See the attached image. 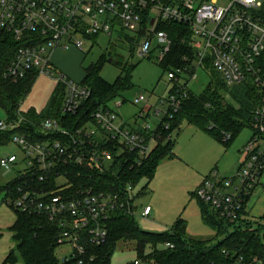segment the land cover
Listing matches in <instances>:
<instances>
[{
	"label": "built area",
	"instance_id": "built-area-1",
	"mask_svg": "<svg viewBox=\"0 0 264 264\" xmlns=\"http://www.w3.org/2000/svg\"><path fill=\"white\" fill-rule=\"evenodd\" d=\"M264 0H0V29L11 32L21 44L4 72L12 81L35 71L55 78L64 86L59 117H45L40 124L21 111L15 118L0 119L1 131H13L9 143H16L22 156L5 153L0 166L14 176L7 183L6 203L20 212L43 217L60 230L58 247L68 246L58 259L63 264H94L92 248L107 240L108 220L124 207L131 213L132 191H98L95 186L83 187L71 179L76 167L110 168L114 156L110 149L100 148V141H115L121 146L118 154L128 150L138 154V163L147 158L160 143L173 139L172 120L188 97L189 78L198 68H212L220 73L225 84L242 83L255 86L260 101L252 113V135L242 150V162L232 176H223L217 169L209 173L197 189L199 198L219 216L237 222L247 208V197L260 184L264 173V20L259 9ZM182 22L191 31L194 48L191 66L168 69L172 82L165 116L153 125L146 118L151 106L143 108L134 122L128 123L115 110L124 100H113L101 107L84 124L70 128L69 115L77 114L91 96V88L60 70L54 61L58 50H84L87 41L94 43L100 34L122 37L148 56L155 44L161 50V61L171 46L162 22ZM132 32V34L126 32ZM182 76L186 79L181 81ZM148 99L140 94L135 103ZM162 110L157 109L160 116ZM34 127L33 133L20 128ZM39 135L41 138H37ZM231 138L224 133L223 140ZM111 159L108 164L107 160ZM73 168V169H72ZM147 205L143 216L150 215ZM167 247L174 244L167 242ZM264 252V249H263ZM232 258L233 255L223 250ZM264 264L263 255L247 261L239 255L232 264ZM128 264H150L136 258Z\"/></svg>",
	"mask_w": 264,
	"mask_h": 264
},
{
	"label": "trees",
	"instance_id": "trees-1",
	"mask_svg": "<svg viewBox=\"0 0 264 264\" xmlns=\"http://www.w3.org/2000/svg\"><path fill=\"white\" fill-rule=\"evenodd\" d=\"M259 15L264 20V2L259 9ZM160 27L168 32L171 39L170 49L160 64L165 70L177 66L190 67L195 55L190 43V27L175 21L162 22ZM20 44L11 32L0 29V107L8 118H15L18 111H21V102L27 97L38 77V72L35 71L16 82L4 77V72ZM107 59L106 55L102 54L98 62L86 69L83 83L91 88V96L83 102L77 114L64 118L70 128L81 126L92 118L95 111L108 106L123 91L133 86V66L123 67L113 83L102 78L100 71ZM208 74L211 80L202 93L196 94L189 89L181 110L171 122L172 129L179 127L183 120H188L203 127L225 146H230L244 128H251L252 113L259 104L260 93L249 83L232 87L226 85L221 75L212 68L208 69ZM63 98L64 86L57 83L46 108L40 111L32 109L21 112L38 125L45 117L61 115ZM20 131L33 133L34 127L27 129L25 125ZM225 132L231 133V138L227 141L223 140ZM12 134L13 131L0 130V146L9 144ZM35 136L41 138L39 135ZM98 145L100 148H108L112 151L114 156L112 166L97 168L86 165L72 168L71 179L83 187L93 185L98 191L120 192L122 195L127 191L128 185L135 187L143 178L152 180L159 163L166 157L175 156L173 139L160 142L140 163L136 152L125 150L118 154L121 146L115 141L107 143L100 141ZM6 184L2 187L5 190L8 185ZM133 198L132 195L131 204ZM199 200L203 204L204 222L216 228L217 236H223L217 243H211L210 239L188 238L183 218H178L173 227L167 231L142 230L136 222L134 206L131 213L127 207H124L116 211L108 220L109 234L106 242L92 248L91 251L96 256L94 264H112L111 257L120 240L135 241L138 257L150 264H232L239 255H243L247 261L252 260L255 255H263L262 218L250 219L245 211L237 222H229L220 217L209 204L200 198ZM16 211L17 219L10 229L17 242L18 255L11 251L4 262L13 263L22 258L25 264H63L56 255L60 230L51 226L41 216ZM167 242L173 243L174 246H165ZM223 250L228 251L230 255L234 254L233 257L226 256Z\"/></svg>",
	"mask_w": 264,
	"mask_h": 264
},
{
	"label": "rangeland",
	"instance_id": "rangeland-1",
	"mask_svg": "<svg viewBox=\"0 0 264 264\" xmlns=\"http://www.w3.org/2000/svg\"><path fill=\"white\" fill-rule=\"evenodd\" d=\"M228 0H220L226 4ZM130 34L132 32L126 31ZM94 43L87 41L85 49L58 50L54 58L57 67L75 80H82L93 63L98 62L105 54L108 58L101 68L100 75L106 81L113 83L120 75L123 67H131L133 86L123 91L116 100H125L123 106H111L128 123L134 122L139 112L151 106L150 115L146 118L151 124H157L165 116L168 108L162 99L167 98L172 82L167 77V70L160 64L161 50L153 45L150 55H142L136 46L116 35L109 37L100 34ZM218 73V72H217ZM220 74V73H219ZM186 79L182 76L181 81ZM211 80V76L202 68H198L196 75L189 78L188 87L196 94H200ZM57 87L55 78L41 74L37 77L27 97L22 100L20 109L28 112L32 109L40 111L49 104ZM144 94L148 101L135 103V99ZM161 109L160 116L156 115ZM6 114L0 107V119ZM250 127L244 128L232 141L230 146L217 140L210 132L188 120H183L179 127L174 129L175 156L162 160L152 180L143 178L133 189V206L136 222L140 229L151 232H163L173 227L178 218L186 223L188 238L211 240L217 243L223 236H217L215 227L204 222L202 218V203L196 194L197 189L209 173L217 169L223 176H232L242 162V150L251 134ZM5 153H16L22 156V150L16 143L0 146V157ZM111 163V159L107 160ZM14 173L6 171L0 166V264H25L22 258L16 262H7L5 259L11 251L18 255L17 242L13 238L10 226L17 219V211L6 201V190L2 188ZM202 179V180H201ZM264 182V173L260 183ZM150 204L153 208L150 215L143 216L144 206ZM264 223V218H263ZM68 247V246H67ZM66 246L58 247L56 255L68 250ZM138 258L136 242L120 240L112 254V264H127ZM262 264V263H257Z\"/></svg>",
	"mask_w": 264,
	"mask_h": 264
},
{
	"label": "crops",
	"instance_id": "crops-1",
	"mask_svg": "<svg viewBox=\"0 0 264 264\" xmlns=\"http://www.w3.org/2000/svg\"><path fill=\"white\" fill-rule=\"evenodd\" d=\"M58 53L59 51L55 53L54 58L58 55ZM203 178H205V176ZM147 205H150V204H146L144 208ZM246 214H247L246 216L250 219H261V218L263 219L264 218V182L263 180L253 190L248 200V203H247Z\"/></svg>",
	"mask_w": 264,
	"mask_h": 264
}]
</instances>
